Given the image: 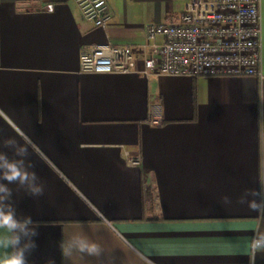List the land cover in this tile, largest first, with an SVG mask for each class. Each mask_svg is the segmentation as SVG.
I'll use <instances>...</instances> for the list:
<instances>
[{
  "label": "crops",
  "instance_id": "crops-1",
  "mask_svg": "<svg viewBox=\"0 0 264 264\" xmlns=\"http://www.w3.org/2000/svg\"><path fill=\"white\" fill-rule=\"evenodd\" d=\"M108 2L101 28L75 0H0V135L33 141L44 186L9 185L17 217L38 225L28 264H84L63 257L74 235L115 264H250L264 221L237 199L264 185V0L262 76L197 78L140 72L147 26L187 0ZM107 43L137 49L138 71H82L83 48Z\"/></svg>",
  "mask_w": 264,
  "mask_h": 264
},
{
  "label": "built area",
  "instance_id": "built-area-1",
  "mask_svg": "<svg viewBox=\"0 0 264 264\" xmlns=\"http://www.w3.org/2000/svg\"><path fill=\"white\" fill-rule=\"evenodd\" d=\"M83 18L106 28L113 18L108 0H75ZM260 0H187L173 21L146 28L149 43L140 71L152 75L262 76ZM139 51L112 43L84 47L81 69L93 73L138 71ZM158 122L154 111L150 118Z\"/></svg>",
  "mask_w": 264,
  "mask_h": 264
},
{
  "label": "clouds",
  "instance_id": "clouds-1",
  "mask_svg": "<svg viewBox=\"0 0 264 264\" xmlns=\"http://www.w3.org/2000/svg\"><path fill=\"white\" fill-rule=\"evenodd\" d=\"M23 139L24 143H21L15 137L0 135V264H28L27 254L36 247L33 237L38 235V225L31 217H17L12 199L14 190L9 187L17 185L33 197L44 195V186L30 160L33 141L28 136ZM222 201L225 205L232 203L228 195L223 196ZM237 203L246 205L250 212L257 213V220L264 221V185L258 189H245ZM60 247L64 258L79 254L84 264H115V258L87 235L63 239ZM250 247V264H255L256 254L264 253V231L259 227L253 232Z\"/></svg>",
  "mask_w": 264,
  "mask_h": 264
}]
</instances>
